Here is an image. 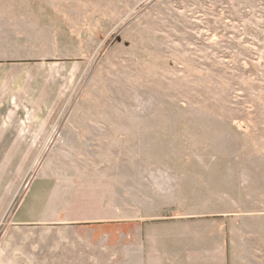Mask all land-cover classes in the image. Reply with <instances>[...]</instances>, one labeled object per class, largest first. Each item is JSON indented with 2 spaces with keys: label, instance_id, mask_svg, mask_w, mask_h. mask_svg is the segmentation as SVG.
Masks as SVG:
<instances>
[{
  "label": "rangeland",
  "instance_id": "374dc122",
  "mask_svg": "<svg viewBox=\"0 0 264 264\" xmlns=\"http://www.w3.org/2000/svg\"><path fill=\"white\" fill-rule=\"evenodd\" d=\"M0 66L30 136L0 155V242L39 180L72 191L1 259L264 264V0H0Z\"/></svg>",
  "mask_w": 264,
  "mask_h": 264
},
{
  "label": "crops",
  "instance_id": "0c3cea01",
  "mask_svg": "<svg viewBox=\"0 0 264 264\" xmlns=\"http://www.w3.org/2000/svg\"><path fill=\"white\" fill-rule=\"evenodd\" d=\"M2 66V65H1ZM0 66V155H15L20 156L24 153L21 152L23 141L28 139L29 133H27V122L25 119H20L19 109L20 104L17 102L19 97L12 94L15 92L16 87L19 86L23 89L25 85L24 77L27 76V72L24 69L14 70L4 68ZM44 75V73H42ZM27 93L37 91L34 85V81L31 85L27 86ZM31 89V91H30ZM35 89V90H34ZM46 94L40 91L39 97ZM50 96V95H49ZM48 96V97H49ZM15 99V103L13 100ZM43 107V106H40ZM42 113L40 112L41 116ZM42 125L47 126L50 122L45 115L40 118ZM31 127V126H30ZM38 137V135H35ZM34 137V138H36ZM43 180L41 179L37 184L39 188L35 191L25 195L23 200L19 203L16 211L14 212L8 224L11 227H6L4 231V239L0 242L4 245L0 249V264H11L8 261L1 259L4 252L9 251L7 244L13 241V238L20 232L25 234L36 235L37 228L29 227L30 225H54L64 223L66 221V211L69 205L68 198L72 195V191L67 184L62 182L50 183V188H42ZM41 186V188H40ZM45 187V186H44ZM12 193L8 191L4 192V189H0V219L9 201V196ZM5 213V212H4ZM42 230L49 232H55V234H63L65 230L60 227H44ZM7 237V239H5ZM5 241V242H4ZM7 248V249H6ZM12 251V250H11ZM64 257H67L64 255ZM63 257V258H64ZM61 264H67L66 260H63ZM233 264V263H232ZM234 264H244L238 261Z\"/></svg>",
  "mask_w": 264,
  "mask_h": 264
}]
</instances>
